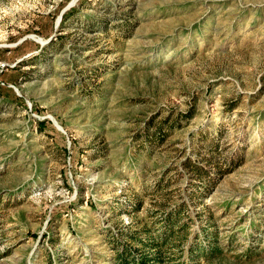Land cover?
Here are the masks:
<instances>
[{"label": "rangeland", "instance_id": "obj_1", "mask_svg": "<svg viewBox=\"0 0 264 264\" xmlns=\"http://www.w3.org/2000/svg\"><path fill=\"white\" fill-rule=\"evenodd\" d=\"M171 210L172 264H264V0H0V264Z\"/></svg>", "mask_w": 264, "mask_h": 264}, {"label": "trees", "instance_id": "obj_2", "mask_svg": "<svg viewBox=\"0 0 264 264\" xmlns=\"http://www.w3.org/2000/svg\"><path fill=\"white\" fill-rule=\"evenodd\" d=\"M182 214L179 210L167 212L164 216L165 229L160 234H153L149 224L132 232L130 238L137 245L115 247V264H172V259L166 255L173 247L180 248L186 237L183 234L186 224L180 222Z\"/></svg>", "mask_w": 264, "mask_h": 264}]
</instances>
